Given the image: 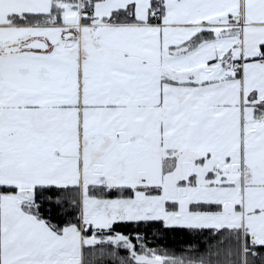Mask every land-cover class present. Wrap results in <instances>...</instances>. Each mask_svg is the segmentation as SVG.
<instances>
[{
  "label": "snow or ice",
  "instance_id": "snow-or-ice-1",
  "mask_svg": "<svg viewBox=\"0 0 264 264\" xmlns=\"http://www.w3.org/2000/svg\"><path fill=\"white\" fill-rule=\"evenodd\" d=\"M0 264H264V0H0Z\"/></svg>",
  "mask_w": 264,
  "mask_h": 264
},
{
  "label": "trees",
  "instance_id": "trees-1",
  "mask_svg": "<svg viewBox=\"0 0 264 264\" xmlns=\"http://www.w3.org/2000/svg\"><path fill=\"white\" fill-rule=\"evenodd\" d=\"M183 239L182 237L177 238V237H173L170 238L169 240L165 241V243L169 246V247H175L176 245H183ZM160 247L163 249L164 248V244H161Z\"/></svg>",
  "mask_w": 264,
  "mask_h": 264
}]
</instances>
